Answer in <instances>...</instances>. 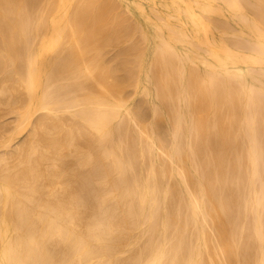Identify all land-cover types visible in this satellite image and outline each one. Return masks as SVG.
Wrapping results in <instances>:
<instances>
[{"label": "bare ground", "instance_id": "1", "mask_svg": "<svg viewBox=\"0 0 264 264\" xmlns=\"http://www.w3.org/2000/svg\"><path fill=\"white\" fill-rule=\"evenodd\" d=\"M154 5L0 0V264H264V0Z\"/></svg>", "mask_w": 264, "mask_h": 264}, {"label": "rangeland", "instance_id": "2", "mask_svg": "<svg viewBox=\"0 0 264 264\" xmlns=\"http://www.w3.org/2000/svg\"><path fill=\"white\" fill-rule=\"evenodd\" d=\"M147 1V2H146ZM160 0H142V2H144V4H145V6H146V8H147V10H148V13L150 14V16L154 19V21H157V14L156 13H154L153 14V12H150V11H152L151 9H150V7L152 6V5H154V3L156 4V5H154V6H156L157 8H160L162 11H163V8H161L159 5H158V2H159ZM150 10H149V9ZM152 15H155L154 17L152 16ZM179 47L180 48H182V46L181 45H179ZM110 51V50H109ZM109 51H108V54L106 53V56H105V60H107V63L108 64H110V65H113V64H115V61H114V56H112V55H115V51L114 50H112L113 52L110 54L109 53ZM148 55H150L151 56V50H148ZM109 56V57H108ZM112 56V58H110ZM150 57L148 56V61H147V64L149 63V59ZM109 59H112L113 61H111V60H109ZM109 61H111L110 63H109ZM147 69V68H146ZM144 80V81H143ZM143 80H142V85H145V79L143 78ZM129 89V88H128ZM128 89H127V91H128ZM129 91H131V89L129 90ZM128 91V92H129ZM153 90H151V92H152ZM130 94L132 93V91L131 92H129ZM134 93H132V95L131 96H133L132 97V99L130 98L129 100H130V103L131 104H133V105H135L136 103H138L139 102V100L138 99H140L141 98V93H140V91L137 93V94H134ZM153 95H154V91H153V93H152ZM130 97V96H129ZM140 97V98H139ZM141 100H142V98H141ZM152 100L153 101H155L156 99L154 98V96H153V98H152Z\"/></svg>", "mask_w": 264, "mask_h": 264}]
</instances>
